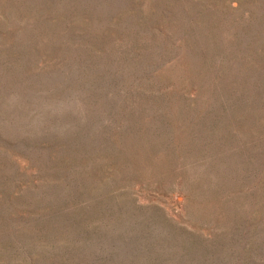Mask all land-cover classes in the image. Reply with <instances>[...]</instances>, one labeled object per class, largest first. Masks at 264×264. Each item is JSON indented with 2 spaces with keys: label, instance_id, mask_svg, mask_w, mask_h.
Instances as JSON below:
<instances>
[{
  "label": "rangeland",
  "instance_id": "1",
  "mask_svg": "<svg viewBox=\"0 0 264 264\" xmlns=\"http://www.w3.org/2000/svg\"><path fill=\"white\" fill-rule=\"evenodd\" d=\"M0 264H264V0H0Z\"/></svg>",
  "mask_w": 264,
  "mask_h": 264
}]
</instances>
